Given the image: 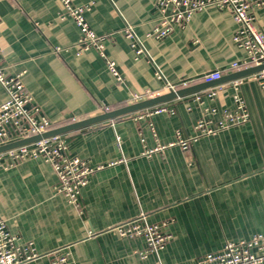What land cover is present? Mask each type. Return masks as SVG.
<instances>
[{
  "label": "crops",
  "instance_id": "1",
  "mask_svg": "<svg viewBox=\"0 0 264 264\" xmlns=\"http://www.w3.org/2000/svg\"><path fill=\"white\" fill-rule=\"evenodd\" d=\"M72 1L90 7L86 19L109 38L105 53L122 81L97 50L78 53L81 31L60 0H0V58L11 75H22L52 129L135 104L134 95L145 101L167 94V83L180 90L215 71L232 75L231 64L247 58L234 41L239 25L228 9L208 7L158 40L148 37L157 0ZM263 1L252 0L251 13L264 34ZM127 27L145 47L139 59ZM241 79L237 89L234 80L210 88L223 87L214 99L207 89L160 104L174 114L137 120L145 109L65 134L72 156L103 166L83 187L80 209L58 192V175L42 160L0 166V218L18 236L21 254L37 255L25 264H52L62 249L69 264H197L227 242L264 234V86ZM236 93L249 121L202 136L189 151L173 146L145 154L174 143L180 130L193 135L208 109L235 111ZM6 99L0 85V105ZM142 213L151 224H168L171 238L159 259L139 256L147 249L143 238L113 230Z\"/></svg>",
  "mask_w": 264,
  "mask_h": 264
},
{
  "label": "built area",
  "instance_id": "2",
  "mask_svg": "<svg viewBox=\"0 0 264 264\" xmlns=\"http://www.w3.org/2000/svg\"><path fill=\"white\" fill-rule=\"evenodd\" d=\"M19 1V0H17ZM64 8V16L71 18L80 29L82 37L79 44V54L97 50L106 60L110 72L120 82L116 64L107 58L105 53L107 36H100L91 28L86 19L89 6H77L72 0H60ZM252 0H157L155 11L157 13V25L148 34V37L158 40L169 36L176 26H183L189 22L197 12L208 7L228 9L234 20L239 25V30L234 38L235 43L247 53L244 61L231 64L233 72H239L264 64V34L256 24L255 17L251 13ZM264 4V1H263ZM126 37L131 41V48L137 59L146 55L143 44L136 37L132 27L125 30ZM161 77L160 73H157ZM223 77L221 71H215L204 76V83L213 82ZM22 75H11L0 58V85L7 94V99L0 105V147L24 140L33 136L42 135L53 128L51 120L42 114L41 109L34 104L33 96L26 90L22 82ZM162 78V77H161ZM264 86V70L250 76ZM244 79H237L232 86L237 89ZM184 87H189L185 84ZM165 91H177L178 88L166 84ZM222 86L210 89L207 97L214 99ZM151 97L153 94L150 95ZM200 100V97L198 98ZM135 103L143 101L142 96L134 95ZM234 100L237 104L235 111L208 109V119L199 120L194 126V134L189 136L183 131H178L176 141L168 145H158L155 149H148L145 154L150 156L169 147L179 146L183 151H189L194 142L202 136L215 135L230 127L243 124L250 119L247 107L238 93ZM174 114L175 109L168 105H160L147 109L137 116V120L152 117L158 114ZM219 116L217 119L216 117ZM40 159L53 167L59 178L57 190L63 194L74 207H81V191L88 182L90 176L103 166H92L89 162L72 156L65 135L54 136L41 141L24 145L0 154V166L8 168L17 163L28 160ZM168 224H151L145 214L116 226L115 230L122 238H143L147 249L140 252L139 256L146 259L148 255H155L159 259L160 251L170 240L171 235L167 231ZM89 235H93L89 232ZM18 236L12 234L6 222L0 218V264H25L37 258L31 252L30 255L21 254L22 247L18 244ZM65 249L55 252L52 264H69L68 254ZM161 264V262H159ZM197 264H264V234H257L249 240L240 242H227L223 251L208 254Z\"/></svg>",
  "mask_w": 264,
  "mask_h": 264
},
{
  "label": "water",
  "instance_id": "3",
  "mask_svg": "<svg viewBox=\"0 0 264 264\" xmlns=\"http://www.w3.org/2000/svg\"><path fill=\"white\" fill-rule=\"evenodd\" d=\"M264 70V64L261 66H255L246 70H242L239 72H236L232 75L229 76H224L219 80L213 81V82H209V83H201V84H197V85H193L187 88H183L177 91H171L167 94L158 96L156 98H151L139 103H135L132 104L130 106L124 107L122 109L119 110H115V111H109V112H105L101 115L86 119V120H81V121H77L71 124H68L66 126L63 127H59V128H54L42 135H37V136H33L24 140H20L17 142H13L4 146L0 147V154L7 152L9 150L24 146V145H29L38 141H41L43 139H47V138H51L54 136H59V135H65L71 132H75L78 130H82L106 121H112L115 120L119 117H123L126 115H130L132 113L138 112V111H142L145 109H149L152 108L154 106L166 103V102H170L173 100H176L178 98H182L185 96H189L191 94H195L201 91H205L207 89H210L212 87L224 84L226 82L229 81H233V80H237V79H241V78H245L248 76H252L254 74H257L261 71Z\"/></svg>",
  "mask_w": 264,
  "mask_h": 264
}]
</instances>
